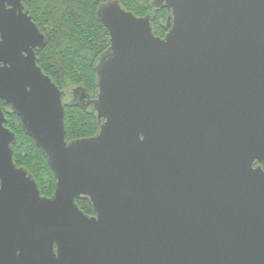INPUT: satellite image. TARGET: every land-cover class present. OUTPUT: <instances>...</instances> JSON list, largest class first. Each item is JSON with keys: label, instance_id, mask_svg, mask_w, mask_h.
<instances>
[{"label": "water", "instance_id": "water-1", "mask_svg": "<svg viewBox=\"0 0 264 264\" xmlns=\"http://www.w3.org/2000/svg\"><path fill=\"white\" fill-rule=\"evenodd\" d=\"M165 34L119 0L98 5L109 47L97 133L66 141L47 43L21 0H0V100L44 154L43 196L13 161L0 107V264H264V0H152ZM86 200L92 215L76 200Z\"/></svg>", "mask_w": 264, "mask_h": 264}, {"label": "trees", "instance_id": "trees-1", "mask_svg": "<svg viewBox=\"0 0 264 264\" xmlns=\"http://www.w3.org/2000/svg\"><path fill=\"white\" fill-rule=\"evenodd\" d=\"M106 1L108 0H21L32 21L47 39L46 46L36 52L37 65L60 90L67 79L72 84L70 90L74 86H81L89 95V92L95 90L94 62L109 47V33L98 19L96 10L99 4ZM151 1L119 0L126 10L136 16L149 14L155 36L162 38L165 34L167 11L163 8L153 9ZM10 115L20 123L19 133H16L10 128L7 117L6 126L15 134L13 161L33 176L40 193L46 196L34 174V171H40L38 164L43 165V169L51 176L54 191V179L46 158L32 138L24 132L18 116L13 112ZM64 127L65 139L71 141L94 136L98 124L90 109L64 102ZM76 203L83 212L91 214L86 200L77 199Z\"/></svg>", "mask_w": 264, "mask_h": 264}, {"label": "rangeland", "instance_id": "rangeland-1", "mask_svg": "<svg viewBox=\"0 0 264 264\" xmlns=\"http://www.w3.org/2000/svg\"><path fill=\"white\" fill-rule=\"evenodd\" d=\"M71 81H69L68 79L66 81H64V84H63V87L61 88L62 92L65 93V97L63 99V102H67L68 99H70V86H71ZM92 96H94L95 94V90L89 92ZM1 107L3 108V110H7L8 109V106L5 105V103L1 102ZM8 117V121L10 122V128L16 132V133H19V121L18 119L14 118V117H11L10 114L7 115ZM31 156V154H30ZM30 158V157H29ZM28 159V158H27ZM40 171L37 172V171H34V174L36 175V177L39 179V183H40V188L41 190L45 193L46 196H51L52 195V191H53V188H52V183L50 182L52 179H51V176L46 173V170L43 169V165L40 166L38 164V167H37ZM42 169V170H41ZM51 179V180H50Z\"/></svg>", "mask_w": 264, "mask_h": 264}, {"label": "flooded vegetation", "instance_id": "flooded-vegetation-1", "mask_svg": "<svg viewBox=\"0 0 264 264\" xmlns=\"http://www.w3.org/2000/svg\"><path fill=\"white\" fill-rule=\"evenodd\" d=\"M36 52H37V51H35V55H36ZM72 89H73V87H72L71 90H70V99H68L67 103H69L70 100L72 99ZM90 97L92 98V97H94V96L90 95ZM64 98H66V97H65V93L62 92V103H63V104H64V102H63V99H64ZM1 102L5 103L3 100H0V107H1ZM5 105H7V104L5 103ZM7 106H8V105H7ZM1 109L3 110L2 107H1ZM3 111L5 112L6 116H7L8 114L11 113V111H10V107H9V106H8V109H7V110H3ZM92 214H93V213H92V211H91V214H90V215H92Z\"/></svg>", "mask_w": 264, "mask_h": 264}]
</instances>
